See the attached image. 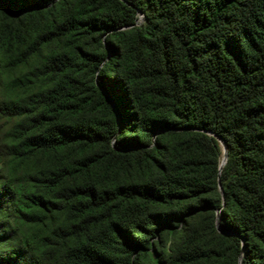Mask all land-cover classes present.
<instances>
[{
	"label": "trees",
	"instance_id": "1",
	"mask_svg": "<svg viewBox=\"0 0 264 264\" xmlns=\"http://www.w3.org/2000/svg\"><path fill=\"white\" fill-rule=\"evenodd\" d=\"M0 264H264V0H0Z\"/></svg>",
	"mask_w": 264,
	"mask_h": 264
},
{
	"label": "water",
	"instance_id": "2",
	"mask_svg": "<svg viewBox=\"0 0 264 264\" xmlns=\"http://www.w3.org/2000/svg\"><path fill=\"white\" fill-rule=\"evenodd\" d=\"M218 140H219V142L223 145L222 141H221L220 139H218ZM225 158H226V155H225V149H224V147H223V157H222V163H221V165L224 163Z\"/></svg>",
	"mask_w": 264,
	"mask_h": 264
},
{
	"label": "rangeland",
	"instance_id": "3",
	"mask_svg": "<svg viewBox=\"0 0 264 264\" xmlns=\"http://www.w3.org/2000/svg\"><path fill=\"white\" fill-rule=\"evenodd\" d=\"M221 163H222V158H221Z\"/></svg>",
	"mask_w": 264,
	"mask_h": 264
}]
</instances>
